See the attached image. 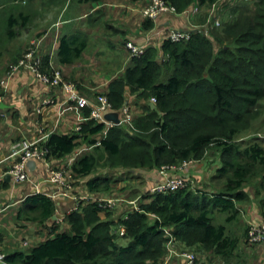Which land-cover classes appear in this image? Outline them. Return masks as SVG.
<instances>
[{
  "label": "trees",
  "instance_id": "trees-1",
  "mask_svg": "<svg viewBox=\"0 0 264 264\" xmlns=\"http://www.w3.org/2000/svg\"><path fill=\"white\" fill-rule=\"evenodd\" d=\"M97 1L47 0V3L51 11L53 5L60 8L59 4L66 3L72 9L78 3ZM214 1L167 0L176 12L194 5L204 8L205 4ZM237 1L232 0V3ZM2 15L1 20L6 18L9 28L8 39L14 37V26L22 27L29 22V14L24 11L15 16ZM52 15L56 14L51 11V18ZM149 24V21L144 23V28H150ZM248 33L251 37L248 42L252 45H259L264 38ZM88 45L85 32L77 30L64 34L59 38L54 60L60 66L71 65L81 58ZM262 47L247 48L249 58L230 51L214 52L211 40L198 32L180 42H151L142 54L130 58V63L110 80L103 93L111 109L119 113L126 92L137 98H153L154 109L134 118L132 124L124 121L131 129L130 133L125 130V124L108 128L106 136L97 141V146L94 144L98 155H80L69 168L78 178L88 177L84 182L88 192L118 196L112 191L116 180L94 173L99 160L103 161L104 169H123L126 174L137 169L147 170L156 175L159 182L163 178L159 174L161 166L180 165L191 159L199 161L207 147L213 145L219 149L221 165L215 175L222 179L221 188L194 190L190 183L193 180L184 174L185 170H177L172 175L183 176L182 180L187 182L185 187L155 193L146 190L137 204L139 210H133L131 206L123 214L124 218L119 216L116 221L110 217V211L116 206L104 210L96 199L85 200V204L80 201L63 219L68 226L62 221H50L56 208L55 200L44 192L33 191L21 199L14 218L19 227L34 224L33 228L40 227L45 236L37 241L34 232L27 228L29 232L23 235L26 239H15L16 246L5 251L0 241L3 254L0 264H183L182 257L179 256V262L174 260L166 248L165 242L170 238L196 250L192 252L200 257L194 264H216L211 256L225 262L232 259L239 239L228 233L227 224L240 213L238 204L249 200L244 188L254 167H260V173L251 184L259 207H264V198L259 199L264 195V148L248 143L241 150L236 144L242 129L240 124H246L248 117H252V107L264 92L260 83L261 75H264ZM35 54L40 55L38 48ZM1 55L0 52V58ZM158 55H163L164 60L158 61ZM41 59V71L51 72L56 61L52 62V56L47 54H42ZM74 82L83 93L77 80ZM6 91L0 84L1 97ZM99 93L96 89L92 98ZM89 110L84 108L82 115L87 117ZM104 128L103 122L90 119L82 124L79 134H70V129L66 134H51L45 143L48 152L43 166L65 164L81 136L84 142L95 143L93 137ZM51 159L61 160L52 163ZM9 185H13L10 179L0 184V190H6ZM221 215L223 221H216L215 217Z\"/></svg>",
  "mask_w": 264,
  "mask_h": 264
},
{
  "label": "rangeland",
  "instance_id": "rangeland-1",
  "mask_svg": "<svg viewBox=\"0 0 264 264\" xmlns=\"http://www.w3.org/2000/svg\"><path fill=\"white\" fill-rule=\"evenodd\" d=\"M214 2L216 3L212 2L210 4H205L204 8L197 5V8L198 6L201 8H198L196 14L193 16L194 21L196 23L201 24L207 17L210 9L214 8L213 19L217 20L218 23L214 26H210L207 33V37L208 39L211 40L212 45L214 47V52L218 50L230 51L237 56H241L242 58H249L250 55L246 52L247 48H258L259 46H263L262 48H264V38L262 39V42L259 45H252L250 42H248V40L251 38L248 32H252V34L255 35L264 36V0H238L236 4L235 3L233 4L232 0H216ZM65 4L63 5L59 4V5L62 8L64 7ZM71 4L72 3H70L69 5ZM49 6L50 4L47 3V0H0V52L2 53L0 58V64L4 63V65L6 66L4 71L5 73L11 71L10 65L14 64L13 60L14 59L17 60L23 54V51H25L29 47V44H31V40L34 39V32H36L34 31V29H38L39 31L41 26L49 25L53 20V19L50 20V18L43 20L39 19L40 16L42 15L46 16L47 12L50 11ZM20 11H24V13L29 14L28 16L29 22L22 27L14 26L13 27L14 37L8 39L6 34L9 28L8 25H6L5 23L6 18L1 20V18L3 17L2 14H8V15L12 14L13 16H15ZM73 11H78V9L74 8ZM180 13L181 16L190 20V14L182 13V11ZM165 15L172 16L171 13H166ZM160 17L161 16H157L156 18L153 19H144V20L146 21L150 20V22L155 23L157 20H159ZM60 19H62V17ZM38 23L39 25H37ZM89 25L90 26H87V32H90L91 34H88L89 48L87 47L88 49L86 53L90 55L88 58V60L90 61V65H88L85 70L87 71L89 70L90 72H93V70L91 69L93 68L99 71L100 70L99 66L103 65L102 66L103 72L112 73L117 68V64L114 63V59H113V63L109 65L108 62L111 60V58L106 56L105 53L100 54V58L97 55L95 56V58H92L91 52L97 47L104 46L102 45V42L106 41V37L111 38L112 42H115V39L112 36L115 35L114 33L116 32V29L109 30L108 27H105L104 29L99 30L96 29L95 27H91L95 25L94 23L91 22L89 23ZM193 25H197V24H193ZM159 27L160 25L157 26V28L153 26L148 28L149 31H147L145 36L147 35V37H150V39L147 41L146 47L150 45L151 42L158 39V35L155 32L158 30ZM181 29H185V28H181ZM142 42H137V43H142ZM146 47L144 48L143 52L145 51ZM125 51H126L125 49L120 48L115 53L122 54L124 52L126 54ZM128 56L129 55H127V57ZM162 57L163 55H158L157 60L158 61L164 60ZM80 63L82 62L78 63L77 69L80 68ZM91 76L93 80L96 79L94 73L91 74ZM260 83L261 85L263 84L264 86V75H261ZM93 85L94 83L91 82V86ZM87 90L91 91L88 88ZM92 93H96V90H93ZM92 93L90 95H87V97L91 100L94 99L92 98L93 97ZM135 96L136 95L134 94L131 95L128 92H126L124 105L120 109L121 111L123 108H127L128 114L130 116L129 120H125V114L123 112L119 113L118 110L115 111L118 114L119 123L126 125L124 128L128 133H130L131 129H129V126L127 124H132V120L134 118L139 117L141 114L143 115L144 113L148 114L150 111L154 109V104L151 98H148L147 96L137 98ZM251 111H252V117L250 116L248 117L246 124H240L242 126V129L236 138L237 139L236 144L241 150H243L248 143L258 144L264 148V92L258 97V99L256 100V104H254ZM124 121H127V124ZM106 133L107 130L99 134H96L93 137L96 141L95 143L84 142L83 141L84 137L81 136L77 140V146L73 152H78L82 156L86 153H93L95 154V156L98 155V150L95 148L94 144H96L97 141L100 140V138L105 137ZM97 145L98 144H96V146ZM185 162H186L185 165H183L182 162L180 164V167H176V170H185L184 174H188L189 179L193 180L190 181V183L193 184L192 188L194 190L196 189L203 190L204 188H206L207 190L221 188L223 184L222 179L217 175H215L217 173L216 170L221 165L219 159V149L215 148L213 145H210L209 147H207L205 154L201 158V160L195 161L191 159ZM97 164L98 167L96 168L97 170H95L94 173L105 174L107 176H110L111 179L116 180L112 189V191L115 192L113 194H118V196H116L117 198L122 196V198L125 199L121 207H119L118 204L116 205V209L110 211L111 212L110 215L112 214L110 217L113 218V220L115 221L121 215L120 212L124 210H128L130 208L128 207L129 206L128 204L131 201H134L135 204H139L142 195L146 193V190H148L152 185L156 183H160L158 181H155L154 180L155 176L151 174L152 172L148 173L147 170L137 169L135 171H132L130 174H126L123 173L125 171L123 169H114V168L104 169L105 165L102 160H99ZM59 166H62V164L60 163ZM190 166H192L197 171V173L190 174L188 169ZM259 170L260 167L253 168L252 177L246 183L245 189L251 190V188H253L252 186L253 184L251 183L254 181L255 177H257L258 174L260 173ZM211 174L214 175V178L210 180V177L212 176ZM67 175L71 181L73 180L76 181L79 179V181L77 182L80 183V178H78V176H76V174H74L71 170L67 171ZM179 176L183 178V176L181 175ZM86 178L88 177L83 178L82 180L83 184ZM17 189H23V193H24L26 191H29V186L23 184L9 185V188L6 189L5 193L0 196V238H1L0 241L4 248L3 249L4 251L6 248H11L12 246L14 247L16 246L14 244L15 239H19V237H22V239L25 240L26 238H23V235L29 232L27 228L34 226V224L26 223L24 227H19L18 222L14 218L15 208L17 206L18 201L21 199V195L16 194ZM74 194L75 196H83L84 185H81L79 188H77V191L74 192ZM78 198L79 197H77V199ZM261 198H264L263 194L260 196L259 199ZM256 200L258 202L257 197ZM245 203H247V201L242 202L240 204V210H243L242 207L245 205ZM259 211H260V215L262 214V216L264 217V207L263 208L259 207ZM120 217L124 218L123 215H121ZM215 218L216 221H223L222 215L217 216ZM235 221L238 222L237 219H235ZM231 224L236 229V231L240 230L238 227V223H231ZM252 225L253 222H250L248 223V225L244 226L242 230L243 240L244 239L246 240V232L251 229ZM2 241L4 243H2ZM165 245L166 248L169 249V253L172 254L174 260L178 262H179L180 252L182 253L184 252L187 254H193L192 251L196 252V250L190 249V247H186L183 244L176 242L175 240L172 241L166 240ZM243 245L244 248L247 249V252H249L248 254L254 255L255 253L264 251V248L261 247L257 248L259 245L261 246L262 244L251 245L248 247L247 242L244 241ZM245 255L247 254H244L242 249H238L237 246L235 250V256H238L240 258L241 256L244 257ZM164 258L166 261L169 259L167 254L165 255ZM251 260H253V258H251ZM194 263L195 260L193 264ZM161 264H166V262H163ZM216 264H227V262L219 258ZM233 264H238V263H233Z\"/></svg>",
  "mask_w": 264,
  "mask_h": 264
},
{
  "label": "crops",
  "instance_id": "crops-1",
  "mask_svg": "<svg viewBox=\"0 0 264 264\" xmlns=\"http://www.w3.org/2000/svg\"><path fill=\"white\" fill-rule=\"evenodd\" d=\"M149 0H99L97 2L91 3H82L73 5L71 9L67 4L64 7L57 5L52 6V12L56 15L53 18L50 17V12L47 13L45 18L39 17V19H53L49 25L41 26L39 29H34V39L38 44V51L40 55L47 54L52 56V62L55 63V55L58 48L59 38L64 34H69L74 31H81L87 34V26H90L89 23H94L96 29H104L108 27L109 30L116 29L112 37H114L115 42H112L111 38L106 37V41L102 42V47H97L91 52V57L95 58L97 55L100 58V54L105 53L106 56L111 58L108 62L110 65L113 63L117 64V68L112 73L103 72L102 66L100 65V70H85L90 61L88 60L89 54L86 53L87 49L82 53L81 58L71 65H58L57 61L55 68L61 71L62 75H65L66 79L75 81L80 84L81 91L84 95H90L93 90L98 89L99 92H104L107 84L111 79L118 76L122 73L124 67L130 63L129 56L123 52L122 54H116L120 48L124 49L123 42L126 39H130L136 42H142L147 35L149 29L144 28V23L150 22V20H144L140 14V9L148 3ZM67 2V1H66ZM74 8H77L78 11H73ZM66 13V14H65ZM62 17V19H60ZM146 21V22H145ZM190 24H200L194 21V17H190V20L184 18L181 15H161L159 20L155 23L151 22L150 26L156 27L160 25L159 28H185L189 29ZM39 25V23L37 24ZM39 28V27H38ZM40 33V34H39ZM134 38V39H133ZM31 40V41H33ZM104 40V38H103ZM119 45V46H118ZM99 50V52H98ZM126 52V51H125ZM129 60V61H128ZM80 63V68L77 69L78 63ZM5 65L0 64V79L6 76ZM95 75V80L92 79L91 74ZM75 79V80H74ZM91 82L94 83L91 86ZM90 89L91 91L87 90ZM47 101L48 103L43 105V102ZM41 111L40 113L38 111ZM0 162L3 167H8L12 161L10 157V146L11 142L14 139L18 138H31L35 139L37 137L44 138L45 141L49 138L51 134H66L70 128L78 122L77 110L71 104L65 101V96L61 90L58 88H52L44 85L39 82L29 71L21 70L12 74L7 80V91L4 96H2V102L0 103ZM61 159H51L50 162L60 163ZM197 161V160H196ZM31 173L30 176L33 180L38 179L42 180L44 178V166L41 162L33 163L30 167ZM190 174H195L197 171L190 166ZM187 169V170H188ZM210 177V180L213 178V174ZM154 180L157 181L156 175H154ZM80 178L79 181H71L69 184L68 197L56 196L53 199L55 204V212L50 218V221L57 220L62 221L64 226H68L64 221V217L74 208L76 209L78 203L81 200L85 204V200L91 199H106L116 195L111 194H95L88 192L85 187V183H82L83 178ZM85 182V181H84ZM81 185H84V195L75 196L74 192L77 191ZM29 186V185H28ZM26 191L23 193V189H17L16 194L21 195V199L25 196L31 194L33 190ZM56 187L52 184L42 183L41 191L44 193H51ZM245 189V188H244ZM6 190H0V196L5 193ZM246 193L249 196V200L242 207L243 210H240V213L231 223H238L240 230H237L229 222L227 224V230L229 234L237 237L239 239L238 249H242L245 255L234 256L232 259L228 260L227 264H264V251L255 253L254 255L248 254L247 249L244 248L243 242V233L242 230L245 225L253 222L258 223L262 219V214L260 215L258 202L254 196V188L251 190L245 189ZM118 195V194H117ZM49 196V195H48ZM77 197H79L77 199ZM21 199L18 201L17 206L19 205ZM121 200L119 207L123 204L125 199L122 196L119 197ZM239 203V209H240ZM128 207H131L132 204H128ZM16 206V208H17ZM15 208V213H16ZM127 210H124L121 213L123 215ZM14 213V216H15ZM120 215V216H121ZM102 218L105 217L104 214L101 215ZM3 229V228H1ZM31 231H35V236L37 241H40L44 238V231H41L40 227L33 228L30 227ZM43 236V237H41ZM2 243H4L2 241ZM248 245V244H247ZM262 244L257 248H264ZM250 245H248L249 247ZM237 254V253H236ZM214 261H217L218 257H212ZM253 258V260H251ZM263 260V261H262ZM262 261V262H261Z\"/></svg>",
  "mask_w": 264,
  "mask_h": 264
},
{
  "label": "built area",
  "instance_id": "built-area-1",
  "mask_svg": "<svg viewBox=\"0 0 264 264\" xmlns=\"http://www.w3.org/2000/svg\"><path fill=\"white\" fill-rule=\"evenodd\" d=\"M216 3V2H214ZM198 8L196 5L187 8L182 11V13L190 14L193 17ZM214 8H211L205 20L198 25L190 24L189 29L181 28H158L155 32L158 35V41L170 40L172 42H180L183 40H189L193 33L198 32L207 36L208 29L210 26H214L218 23L217 20L213 19ZM166 13H171L172 15H181L180 12H176L175 8L167 2V0H149L148 3L140 9V14L144 19H153L157 16H161ZM213 20V21H212ZM210 23V24H209ZM150 37H146L142 43H137L133 40L127 39L124 42V47L128 51L129 57L138 56L143 53L144 48L147 45V41ZM35 44V45H31ZM29 47L23 52L22 56L17 60L16 63L10 65L11 71L6 73V76L2 78L0 84L5 89H7V80L15 72L21 70L29 71L39 82L46 86L52 88H58L61 90L65 96V101L77 110L78 122L70 128L69 133H81L82 124L87 120L94 119L98 122H103L106 131L108 128L113 127L115 124L112 121H107L104 116L109 112H115L111 109V104L106 99L103 92L96 94V98L91 100L83 93H80L74 81L63 78L61 71L52 65L53 70L49 73L41 71V56L35 54L38 48L39 42L33 40L31 41ZM151 45V43H150ZM149 46V45H148ZM154 102V99L151 98ZM2 102V97L0 96V103ZM48 103L43 102V105ZM89 108V115L84 117L82 115L83 109ZM41 112L40 110L38 111ZM125 114V120H129L130 116L128 114L127 108L121 110ZM1 117V113H0ZM120 124V123H118ZM46 141L42 137H37L35 139L31 138H20L11 142L10 146V157L12 161L8 167H3L0 162V184L5 181V177L8 176L13 185L15 184H28L33 191L39 192L42 187V183L52 184L56 187L54 191L50 193L52 197L62 196L68 197L69 184H71L70 178L67 175V169L69 170L72 163L80 156V153L73 152L70 154L67 161L62 166L59 165H46L44 167V178L42 180H33L30 176L31 168L29 167V162L39 163L45 161L47 155V148L45 146ZM186 162H183L185 165ZM176 167L180 165H165L159 168V174L163 177L159 182L152 185L149 189V193L164 192L168 190H174L178 188L185 187L187 182L182 180L181 177L172 175L173 172L177 171ZM119 198H106L97 200L100 203L102 209L112 208L120 203ZM132 204L133 210H139V206L134 203ZM121 232L122 229L120 228ZM166 231V230H165ZM167 233V231H166ZM168 234V233H167ZM169 240H173L170 238ZM246 242L248 245L264 244V218L258 223H254L251 229L246 232ZM184 259L181 263L183 264H193L200 255L198 253L187 254L181 253L179 255ZM0 263H3V254L0 252Z\"/></svg>",
  "mask_w": 264,
  "mask_h": 264
},
{
  "label": "water",
  "instance_id": "water-1",
  "mask_svg": "<svg viewBox=\"0 0 264 264\" xmlns=\"http://www.w3.org/2000/svg\"><path fill=\"white\" fill-rule=\"evenodd\" d=\"M104 118L107 120V121H112L114 122L115 124H118L119 123V120H118V114L116 112H109L107 114H105ZM29 167H31L33 165V162H29ZM5 181H9V177L6 176L5 177Z\"/></svg>",
  "mask_w": 264,
  "mask_h": 264
},
{
  "label": "clouds",
  "instance_id": "clouds-1",
  "mask_svg": "<svg viewBox=\"0 0 264 264\" xmlns=\"http://www.w3.org/2000/svg\"><path fill=\"white\" fill-rule=\"evenodd\" d=\"M41 163H42V162H41ZM39 192H42V191L40 190ZM46 194L50 195V193H48V192H47ZM50 196H51V195H50ZM51 197H52V196H51ZM52 198H54V197H52ZM74 209H75V208H74Z\"/></svg>",
  "mask_w": 264,
  "mask_h": 264
}]
</instances>
